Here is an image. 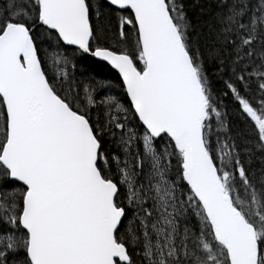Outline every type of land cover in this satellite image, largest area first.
Wrapping results in <instances>:
<instances>
[{"label":"snow or ice","instance_id":"obj_1","mask_svg":"<svg viewBox=\"0 0 264 264\" xmlns=\"http://www.w3.org/2000/svg\"><path fill=\"white\" fill-rule=\"evenodd\" d=\"M0 264H264V0H0Z\"/></svg>","mask_w":264,"mask_h":264}]
</instances>
